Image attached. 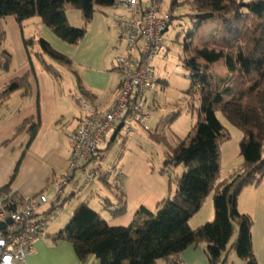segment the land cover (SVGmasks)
I'll return each mask as SVG.
<instances>
[{
  "label": "trees",
  "instance_id": "obj_1",
  "mask_svg": "<svg viewBox=\"0 0 264 264\" xmlns=\"http://www.w3.org/2000/svg\"><path fill=\"white\" fill-rule=\"evenodd\" d=\"M156 1L160 5L161 0ZM113 4L114 0H0V18L13 15L20 22L38 16L61 40L74 45L84 36L92 13ZM179 4H188L194 12L186 15L192 22L186 32V47L191 46L208 20L220 19L217 35L211 36L195 55L183 59L184 67L189 69L187 93L191 97L198 94V105L194 108L196 122L190 134L172 146L163 135L149 133L152 140L166 146L164 168L181 165L183 172L176 178L173 192L171 185L167 186L166 196L157 203L154 211L140 207L128 226H110L88 202L78 203L54 239L71 243L81 264L90 256L99 260V264H156L158 259L169 261L188 247L200 244L205 245L209 264H225L234 223L238 226V234L230 250L243 264H258L252 246L253 219L238 211V196L243 188L264 182V0H173L171 9ZM65 5L81 12L83 26L69 24ZM4 38L5 32L0 30V43ZM23 43L29 60L30 49L38 46L41 53L34 56L54 78L60 73L42 55L58 64L71 66L67 56L54 50L41 37L24 38ZM220 60L238 84L233 91L222 88L212 73ZM10 63V53L0 50V70L8 71ZM77 81L79 92L88 96L78 76ZM27 87V74L10 80L0 92V101ZM229 92L228 99L224 100L223 94ZM224 109L229 123L237 127L243 137L239 142L240 164L234 172L220 179L221 144L231 138L229 130L216 116L217 111ZM178 115L179 111L172 112L160 123L170 124ZM27 126L30 141L37 129L32 119L17 127L15 134ZM120 131L121 126H116L91 162L105 159ZM107 176L108 171H100L98 179L110 187ZM8 186L0 188V198L3 194L8 195L4 202L18 197ZM209 196L212 219L192 228L189 221ZM107 202L105 199V209L110 206ZM108 211L112 216H120L125 213L126 206Z\"/></svg>",
  "mask_w": 264,
  "mask_h": 264
},
{
  "label": "crops",
  "instance_id": "obj_2",
  "mask_svg": "<svg viewBox=\"0 0 264 264\" xmlns=\"http://www.w3.org/2000/svg\"><path fill=\"white\" fill-rule=\"evenodd\" d=\"M70 7L65 6L68 22L74 27L83 26L81 12L78 10L79 13H70ZM122 12V7L113 5L96 9L86 25L84 36L74 45L61 40L38 16L20 22L13 15L0 18V30L5 32L0 50H5L11 55L9 70H0V92L10 80L28 75L26 89L17 90L7 99L0 101V188L9 185L10 192L20 197L42 193L49 198V202L39 208L44 236L35 241L25 264H81L72 244L65 240H55L54 235L69 221L78 203L86 201L91 205L90 200H87V197L91 196L89 192L94 191L96 184L102 182L97 178L85 185L83 173L78 169L72 173L69 182L58 196H55L50 182L61 177L67 170L70 157L68 134L76 127L84 112L78 98L88 101L95 109H106L114 101L121 85L122 73L113 65V57L124 52V44L122 47L123 42L118 39L115 21L117 14ZM30 37L43 38L54 50L67 56L71 66L62 65L63 72H60L57 69L58 63L42 55V58L60 73L58 78H54L34 56L41 53L38 46L30 49L29 60L23 39ZM77 76L81 86L87 91L86 97L78 90ZM27 119H32L37 125L36 133L30 141V125L15 134L16 128ZM222 124L229 130L231 140H236L237 144L232 147L230 153L227 152L225 170H222L221 161L220 179L226 178L240 164L239 142L243 137L242 132L228 120ZM138 130L140 128L134 131ZM96 163L92 161L90 168L108 171L102 170ZM111 173L120 175L121 182L120 186L116 185L115 177L110 179L109 175L107 176L106 180L111 185L105 187L112 197L105 199L108 200L109 209L125 205V213L112 216L109 209L90 206L110 226H128L136 218L140 207L154 211L157 203L167 194L164 177H155L148 170L136 172L131 167L116 165ZM77 175L80 178L76 183L74 181ZM80 190L88 191L80 196ZM62 199L66 201L60 206ZM241 201L247 207L244 212L250 213L253 219V252L258 264H264V182L258 186L243 188L238 196L239 208ZM102 205L104 206V203ZM203 207L204 204L189 221L192 228L212 218L211 196L206 199L204 210ZM178 256L187 264H209L204 244L192 245ZM82 264H99V260L90 256ZM156 264L169 263L167 260L158 259Z\"/></svg>",
  "mask_w": 264,
  "mask_h": 264
},
{
  "label": "built area",
  "instance_id": "obj_3",
  "mask_svg": "<svg viewBox=\"0 0 264 264\" xmlns=\"http://www.w3.org/2000/svg\"><path fill=\"white\" fill-rule=\"evenodd\" d=\"M113 6L123 8L115 21L124 52L113 57V65L122 73L121 85L106 109H95L88 101L78 98L84 112L68 134L70 157L67 170L50 182L55 196L61 193L75 170L82 171L85 185L99 177L100 170L90 168L89 164L107 133L117 125L125 134L137 128L151 130L147 125L150 117L147 93L157 82L151 75L152 61L162 49L171 14L169 11L158 14L156 0H114ZM114 182L120 186L121 176H115ZM7 197L3 194L0 198V223L9 220L0 228V264H25L35 241L44 236L39 208L48 203L49 198L42 193L30 197L18 195L14 201L4 202ZM168 263L187 264L178 255L172 256Z\"/></svg>",
  "mask_w": 264,
  "mask_h": 264
},
{
  "label": "rangeland",
  "instance_id": "obj_4",
  "mask_svg": "<svg viewBox=\"0 0 264 264\" xmlns=\"http://www.w3.org/2000/svg\"><path fill=\"white\" fill-rule=\"evenodd\" d=\"M172 1L173 0H161L158 11V14L169 11L171 13L172 22L164 33L162 49L152 61L151 75L155 77L157 82H155L154 86L147 93V105L150 111L147 125L151 130L140 129L128 134H125L123 132L124 130H121L119 133L120 135H117L111 144L105 159L102 161L96 160L95 163L97 162L96 165L102 170H108L110 179L115 177V175L111 173V170L116 168V165L119 167L122 165L131 167L136 172L148 170L152 172L155 177H164L167 186L171 185L173 192L176 186V178L183 172V167L178 165L176 167L164 168L163 162L166 156V146L162 142L152 140L149 137V133L155 132L161 136L163 135L172 146L177 145L180 140L185 139L190 134V130L196 122L197 111L194 108L197 107L198 103L195 96L191 97V95L187 93L190 86V79L188 78L189 69L184 67L183 59L189 57V55H195L196 52L202 48L204 43L209 42L211 36L217 35L218 28L220 27V19L215 18L213 20H208L204 24L199 36L193 40L191 46L186 47V32L192 24L190 17L186 15L193 14L194 12L190 9L188 4H179L171 9ZM70 11H72L70 13H73V11L74 13L75 11L79 13V11L73 7H70ZM121 45L123 47V43H121ZM57 69L63 72L62 65L57 64ZM212 73L218 78L222 88H228L230 91L237 88L238 84L236 80L227 72L222 60L214 65ZM229 95L230 92L228 94L224 93V100H227ZM176 111H179V115L170 124L163 125V123H160L168 115ZM226 113V109L216 112V116L222 123H227ZM113 131L114 130H111L107 133L105 141L100 148L104 147ZM231 131L233 132V130ZM232 135L235 139L234 133H232ZM236 144L237 141L235 140L234 142L231 138L221 144V152L223 153V156H221V161L223 162L222 170H225L226 167L227 152L230 153L232 147ZM79 178L80 176L77 175L74 182L77 183ZM78 185L80 187V184ZM96 186L94 191L89 192L91 196L89 198L87 197V200H90V206L93 208L101 206L102 209H105L102 204L105 198L111 199L112 194L102 183L96 184ZM85 191L80 190V196H82ZM204 208L205 202L202 209L204 210ZM246 208L247 207L241 201L240 208L238 206V211L250 215V213L244 212ZM211 219H207L205 222ZM237 234L238 226L234 223L233 235L227 245L226 251L228 254L225 264H243V261L238 258L236 253L230 250V245L236 240Z\"/></svg>",
  "mask_w": 264,
  "mask_h": 264
},
{
  "label": "water",
  "instance_id": "obj_5",
  "mask_svg": "<svg viewBox=\"0 0 264 264\" xmlns=\"http://www.w3.org/2000/svg\"><path fill=\"white\" fill-rule=\"evenodd\" d=\"M6 223H9V220H6L4 222L0 223V228H3L5 226Z\"/></svg>",
  "mask_w": 264,
  "mask_h": 264
}]
</instances>
